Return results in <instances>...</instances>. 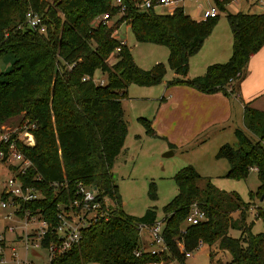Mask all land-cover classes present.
I'll use <instances>...</instances> for the list:
<instances>
[{
    "label": "trees",
    "instance_id": "1",
    "mask_svg": "<svg viewBox=\"0 0 264 264\" xmlns=\"http://www.w3.org/2000/svg\"><path fill=\"white\" fill-rule=\"evenodd\" d=\"M112 2L0 0V59L12 56L10 68L0 72V124L20 114V121L35 124L34 145L19 148L32 163L25 180L39 187L43 198L27 207L43 209L56 221V204L66 199L65 192L72 197L75 183L81 181L96 188L108 213V218L84 229L79 242L50 264H185L186 256L200 243L227 251L231 258L226 264H264V231L252 233L254 220L264 224V204L244 202L237 194L218 189L192 166L174 175L178 192L163 207L165 250L134 254L140 247L139 224L153 223L157 214L152 207L141 216L126 214L112 179L111 168L127 133L121 98L131 83L159 82L165 68L158 63L141 69L127 45L114 52L119 42L112 32L128 28L138 42L167 46L169 66L175 74L186 76L188 57L201 48L218 16L196 20L182 7L165 14L154 8L142 12L135 0H123L121 17L109 26L94 24L96 15L115 16ZM214 3L224 9L222 3ZM28 11L40 16L43 30L26 23ZM226 18L232 34L228 61L208 65L203 75L189 82L174 81L207 93L233 92L249 56L264 44V13L238 11L227 13ZM97 73L103 85L93 82ZM85 76L89 79L83 80ZM141 122L152 134L149 122ZM234 135L237 146L223 144L216 157L227 161L229 178L245 179L251 169L256 170L258 186L250 196L259 200L264 193V112L245 106L243 127H236ZM64 179L66 188L54 190L48 184ZM193 204L204 213L198 224L185 222ZM231 230L239 234L232 236Z\"/></svg>",
    "mask_w": 264,
    "mask_h": 264
},
{
    "label": "rangeland",
    "instance_id": "2",
    "mask_svg": "<svg viewBox=\"0 0 264 264\" xmlns=\"http://www.w3.org/2000/svg\"><path fill=\"white\" fill-rule=\"evenodd\" d=\"M244 0H241V4ZM245 8H252L251 6ZM184 12L196 17V4L185 3ZM244 11L242 7L234 8L229 6L227 11L220 12L219 18L210 33L205 37L201 48L188 57V69L186 76L177 75L168 64L169 50L167 46L153 42H138L132 31L121 27L117 37L125 42L130 48L134 63L141 69H151L155 64L161 63L165 68L162 79L150 86H143L131 83L127 88L124 114L129 126L125 137L124 150L114 160L112 165V179L117 186L122 210L129 215L141 216L145 210L152 207L155 209L157 219L162 220L163 207L177 194L178 188L174 181V175L185 166H193L199 173L210 175L212 184L218 189L237 194L244 202H255L257 206L264 203L251 197L250 192H255L258 185L257 175L249 171L245 179H233L225 176L228 170V163L225 159L217 158L213 143L200 147H194L193 143H175L172 155L163 156L167 150V141L158 132L151 134L148 127L140 121V118L150 120L156 113L160 97L167 86H179L187 84L174 81L175 78L189 82L194 77L203 75L206 68L213 61L218 59L215 47H218V39L223 28H229L227 13ZM158 13H170L167 8H157ZM247 12H255L254 9ZM224 26V27H223ZM220 32V33H219ZM12 56L6 55L0 59V72L6 71L11 65ZM113 58L109 60L112 61ZM209 63V64H208ZM208 64V65H207ZM101 75L97 73L96 79ZM188 85V84H187ZM192 87V86H191ZM128 98V99H127ZM128 105V106H127ZM22 115L9 117L0 124V129H7L16 126ZM182 141V140H179ZM225 141L233 146H237L236 139L232 134L225 135ZM215 142V139L210 141ZM264 231L263 222L258 219L252 227V233ZM238 232L233 231L236 235ZM145 235V236H144ZM146 237V233H143ZM4 242L8 239L4 237ZM18 245V244H17ZM203 246V244H202ZM201 246V247H202ZM11 245L7 244L4 252L5 259L0 264H16L11 257ZM204 248V247H202ZM36 254L33 256L32 254ZM17 256L24 257L22 247L18 245ZM29 259L35 260L36 264H48L46 251L29 250ZM222 257V256H221ZM208 257L206 251L196 250L186 256L185 264H207ZM95 264V263H87ZM162 264H180L176 261L162 262Z\"/></svg>",
    "mask_w": 264,
    "mask_h": 264
},
{
    "label": "built area",
    "instance_id": "3",
    "mask_svg": "<svg viewBox=\"0 0 264 264\" xmlns=\"http://www.w3.org/2000/svg\"><path fill=\"white\" fill-rule=\"evenodd\" d=\"M182 1L185 0H135V5L142 12H148L156 6L167 8L172 12L177 7H182L180 5ZM188 1L196 3V18L198 20L218 16L220 8L214 3V0L213 3L206 0ZM216 1L222 3L223 10L228 5L238 6L241 2V0ZM244 2L264 13V0H244ZM112 5L117 8L115 16L104 12L96 15L93 23L109 26L114 19L124 14L123 0H113ZM26 23L31 27L40 26L41 30L44 29L40 16L32 11L26 13ZM118 30L119 28H116L112 32V36L119 42V46L114 49V52L120 51L121 46L125 45V42L117 37ZM82 79H89V77L85 76ZM92 80L99 85L105 83L102 78H92ZM34 128V123L20 121L14 127L0 129V226L2 227L0 230V261L5 259L6 242H4V237L7 234L14 236V241L19 242L18 245L25 253V256L20 258L16 254L17 246L10 247L11 257L15 259L16 264H36L35 261L27 257L26 254L29 250L46 251L48 264H50L55 256L67 252L79 242L84 229L98 220L108 218L106 208L97 197L96 188L86 186L81 181L75 183L72 197L68 192H65L66 199L56 204V221H52L48 212L43 209L27 207L28 203H34L43 198L41 189L25 180L24 176L32 163L19 148L20 146L31 147L34 145ZM33 179L40 180V177ZM48 184L54 190L68 186L66 179ZM203 219L204 213L193 204L185 222L198 224ZM163 224V220L158 219L151 224H139L140 247L135 250V255H139L143 251L159 254L165 250L162 236ZM145 232L150 238L148 249L143 246L142 242V235ZM201 246L200 243L197 249H200ZM147 264H162V262Z\"/></svg>",
    "mask_w": 264,
    "mask_h": 264
},
{
    "label": "crops",
    "instance_id": "4",
    "mask_svg": "<svg viewBox=\"0 0 264 264\" xmlns=\"http://www.w3.org/2000/svg\"><path fill=\"white\" fill-rule=\"evenodd\" d=\"M206 1L213 3V0ZM185 3L194 4V2L185 0L180 4L182 8ZM247 5L246 2H243L242 4L240 3L238 6L228 5L225 10L220 9L218 11L217 19L219 18V13L227 11L229 6L234 8L242 7L244 10L242 12L254 9L255 12L249 13H262L254 6H251L252 8L249 9L245 8ZM248 6L250 7V5ZM157 8L163 7L156 6L154 9L156 10ZM190 17L194 18L193 16ZM194 19L198 20L196 17ZM217 43L218 47H215L216 50L214 53L218 59L213 61V63H224L228 61L232 52V34L230 27L228 29L223 28V32L220 33ZM235 85L233 92L228 95L221 91L213 93L203 92L187 84H182L176 87L167 86L165 91H163L164 95L160 97L155 115L150 120H147L149 122V128L153 131V134L158 132L162 138L166 139L168 145L167 150L175 152L173 149L175 143L190 142L193 143L194 147L213 143L212 146H215L216 150L214 152L217 153L218 149L223 144L227 143L225 141V135L228 136L232 133L234 135V129L236 127H243V110L245 106L264 112V44L259 50L249 56L244 74L241 75L240 80L236 81ZM128 87L129 85L127 88ZM127 88L124 97L121 98V107L128 131L129 123L124 114V106L127 101ZM228 91L229 89H227V92ZM141 119L142 118H140V121ZM214 139L215 142H210ZM123 150L124 145L117 157L123 152ZM250 171L256 173V170L254 169H251ZM197 172L199 173V171ZM199 174L210 177L208 174ZM256 221L257 220H254V224ZM1 229L2 227L0 226V230ZM230 234L232 236H237L239 232L234 235L231 230ZM146 237L147 238L142 235V242L143 246L148 249L150 238L147 233ZM6 238L8 239L6 246L9 244L18 247L17 244H19V242L14 241L13 235L7 234ZM202 247L199 250L202 249V251H206L208 257L207 264H226L230 261V254L225 250L219 249L216 244L211 247L203 244ZM210 253L212 254V257L209 256ZM32 255L35 256L36 254L34 253Z\"/></svg>",
    "mask_w": 264,
    "mask_h": 264
},
{
    "label": "water",
    "instance_id": "5",
    "mask_svg": "<svg viewBox=\"0 0 264 264\" xmlns=\"http://www.w3.org/2000/svg\"><path fill=\"white\" fill-rule=\"evenodd\" d=\"M172 154H173L172 150H169V151L165 152V153L163 154V156H169V155H172ZM259 200H260V201H263V200H264V193L261 195V197H260Z\"/></svg>",
    "mask_w": 264,
    "mask_h": 264
}]
</instances>
